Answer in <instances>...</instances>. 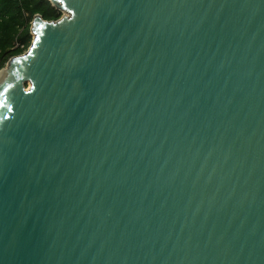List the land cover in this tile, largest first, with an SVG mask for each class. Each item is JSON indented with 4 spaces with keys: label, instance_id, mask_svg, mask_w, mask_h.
<instances>
[{
    "label": "water",
    "instance_id": "water-1",
    "mask_svg": "<svg viewBox=\"0 0 264 264\" xmlns=\"http://www.w3.org/2000/svg\"><path fill=\"white\" fill-rule=\"evenodd\" d=\"M48 1L0 70V264H264V0Z\"/></svg>",
    "mask_w": 264,
    "mask_h": 264
},
{
    "label": "trees",
    "instance_id": "trees-1",
    "mask_svg": "<svg viewBox=\"0 0 264 264\" xmlns=\"http://www.w3.org/2000/svg\"><path fill=\"white\" fill-rule=\"evenodd\" d=\"M35 15L56 21L62 12L48 0H0V70L12 57L25 53L30 47L31 22ZM16 43L23 48H15Z\"/></svg>",
    "mask_w": 264,
    "mask_h": 264
},
{
    "label": "bare ground",
    "instance_id": "bare-ground-1",
    "mask_svg": "<svg viewBox=\"0 0 264 264\" xmlns=\"http://www.w3.org/2000/svg\"><path fill=\"white\" fill-rule=\"evenodd\" d=\"M5 76H6L5 70L0 72V82L5 78Z\"/></svg>",
    "mask_w": 264,
    "mask_h": 264
},
{
    "label": "built area",
    "instance_id": "built-area-1",
    "mask_svg": "<svg viewBox=\"0 0 264 264\" xmlns=\"http://www.w3.org/2000/svg\"><path fill=\"white\" fill-rule=\"evenodd\" d=\"M19 46H20V44L19 43H16L15 48H17ZM20 47L23 48V46H20Z\"/></svg>",
    "mask_w": 264,
    "mask_h": 264
},
{
    "label": "snow or ice",
    "instance_id": "snow-or-ice-1",
    "mask_svg": "<svg viewBox=\"0 0 264 264\" xmlns=\"http://www.w3.org/2000/svg\"><path fill=\"white\" fill-rule=\"evenodd\" d=\"M38 39V38H37ZM3 93H0V95H2ZM0 103H6V101H4V102H0Z\"/></svg>",
    "mask_w": 264,
    "mask_h": 264
},
{
    "label": "rangeland",
    "instance_id": "rangeland-1",
    "mask_svg": "<svg viewBox=\"0 0 264 264\" xmlns=\"http://www.w3.org/2000/svg\"><path fill=\"white\" fill-rule=\"evenodd\" d=\"M63 14H64V13L62 12V15H63ZM31 23H32V22H31ZM8 62H9V61H8ZM8 62L6 63V65L8 64ZM5 67H6V66H5ZM5 67H4V68H5Z\"/></svg>",
    "mask_w": 264,
    "mask_h": 264
}]
</instances>
